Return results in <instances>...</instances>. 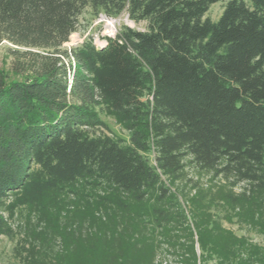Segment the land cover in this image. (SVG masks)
Returning a JSON list of instances; mask_svg holds the SVG:
<instances>
[{"label":"trees","instance_id":"16d2710c","mask_svg":"<svg viewBox=\"0 0 264 264\" xmlns=\"http://www.w3.org/2000/svg\"><path fill=\"white\" fill-rule=\"evenodd\" d=\"M86 8L146 27L64 48ZM3 41L15 48L0 70V201L52 207L60 246L41 264H163L162 245L174 264H264V245L223 226L213 198L191 208L195 232L163 202V177L187 158L247 183L222 194V216L264 238V0H0ZM100 112L127 141L91 135L107 128Z\"/></svg>","mask_w":264,"mask_h":264},{"label":"rangeland","instance_id":"374dc122","mask_svg":"<svg viewBox=\"0 0 264 264\" xmlns=\"http://www.w3.org/2000/svg\"><path fill=\"white\" fill-rule=\"evenodd\" d=\"M224 1H219L210 5L205 17L212 21H216L223 10ZM122 25L131 28L143 30L146 27L145 22H134L128 15L123 12L118 17H107L99 14L93 17L89 8L84 9L79 16V26L77 32L71 34L69 41L63 46L69 48L79 44L84 38L92 37L96 46H102L105 41L104 37H114L116 32ZM15 48L7 41L0 43V70L4 72L10 71L12 57L9 50ZM12 77V75H10ZM100 118L106 124L107 128L100 127L91 130V135H110L115 138L128 140L129 131L119 124L113 117L100 112ZM185 167L175 178L163 177L164 186L169 188L168 196L163 202L170 210L186 218V225L194 230L193 214L191 208L195 207L196 200L211 197L216 201V209L221 214V222L223 226L231 229L238 235H245L253 242L264 245V238L256 231L251 230L245 225H241L234 221H228L223 218L224 208L220 205L221 196L227 191L239 194L248 188L247 183L240 182L236 186L229 184V181L221 176L215 177L212 173L198 170L187 158L184 159ZM99 194L102 191L99 190ZM58 200L55 195L49 194V198ZM68 199H74L73 195ZM12 196L3 198L0 201V213L7 221L12 231L13 238L0 236V264H31L35 259L41 264L42 260L49 261V258L58 253L60 246L58 238V222L55 223L52 207L49 208L51 216L45 217L43 212L37 206H21L10 211L9 204L12 202ZM149 203L154 201L148 198ZM68 208H70L68 206ZM65 218H61L59 222L63 223ZM196 240V236H194ZM162 253H159L157 261L162 260L163 264H174V259L169 252H172L167 246L162 245Z\"/></svg>","mask_w":264,"mask_h":264}]
</instances>
